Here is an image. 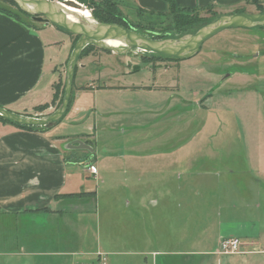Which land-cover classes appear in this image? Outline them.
Masks as SVG:
<instances>
[{"label":"crops","instance_id":"obj_1","mask_svg":"<svg viewBox=\"0 0 264 264\" xmlns=\"http://www.w3.org/2000/svg\"><path fill=\"white\" fill-rule=\"evenodd\" d=\"M117 1L128 9L154 15L168 14L171 8L198 11L230 10L247 2ZM73 42L70 35L52 24L30 25L0 13V107L23 117L31 116L28 118H40L46 113H51L54 106L43 114H35L33 109L51 103L53 86L64 81L65 73L62 69L69 61ZM94 53L95 51L80 60V70H77L76 78L88 68H94L107 61L103 55L97 56ZM109 56L113 57L110 54ZM134 59L125 61L124 64L133 62L126 72H104L102 69L95 72L93 75L97 79L85 88L81 87L80 83L77 86L75 78L70 110L58 123L37 130H24L0 122V218L4 226L13 228L17 233L5 234L7 237L11 236V240L14 238L10 243L25 242L30 246H52L56 241H59V244L64 243V240L61 241V235L72 226L70 217L74 219L75 232V228L79 230L77 225L83 212H100L103 197L108 193L105 185L113 192L120 186H125L130 197L126 209H142V217L147 216L143 211V202L145 203L151 194L174 209L177 202L178 210L170 213L180 215L181 179L183 175L189 178L193 174L189 170L182 172L183 164L187 163L183 156L191 152L193 146L190 143L150 145L145 140L137 143L124 141L128 135H135L140 139L147 135L150 128L155 130L160 127L165 118L161 113L165 109L168 113L173 111L172 107L178 97L176 80L160 83L156 78L150 82L142 77L141 80L128 81L127 78L131 74L138 72L142 75L145 69H151L150 65L153 63L152 69L164 70L166 73L164 67L168 68L170 63L166 60H153L154 62L140 66L137 64L139 58ZM184 63L185 61L180 64ZM192 64L190 62L187 65ZM109 76H117L119 81L113 83ZM205 105V102H199L200 107L205 108ZM175 128L176 125L173 126V129ZM155 133L156 137L162 135L156 130ZM77 141L88 145L92 152L72 148L71 143ZM214 164L210 166V171H203L200 175L212 176V171H219V166L230 171L229 165ZM90 165L96 166V177L89 172ZM255 168L261 173L262 164H256ZM188 178L186 183H190ZM247 190L250 193H258L254 188ZM159 206L160 204L154 209L156 215L168 213L167 209H159ZM105 207L112 208V204L106 200ZM220 235L219 243L223 239L238 238L243 243L244 250L254 248L253 253H264L263 234L249 238V241H246L245 235L233 236L224 231ZM212 247L210 246V249ZM108 252L117 255L115 252ZM29 254L34 255L32 252ZM127 254L151 255L154 257L153 263H158L159 258L171 260L179 257V261L183 255L190 257L201 254L209 263L220 264L222 256L218 251L166 252L149 247ZM99 256L102 264H106V259H101L102 255Z\"/></svg>","mask_w":264,"mask_h":264},{"label":"rangeland","instance_id":"obj_2","mask_svg":"<svg viewBox=\"0 0 264 264\" xmlns=\"http://www.w3.org/2000/svg\"><path fill=\"white\" fill-rule=\"evenodd\" d=\"M67 1L79 4L75 0ZM257 1L247 0L240 7L230 10L208 9L196 13L203 23L225 14H256L264 10V0ZM117 3L123 19L143 35L153 37L168 34L177 38L199 30L197 25L178 27L172 13L143 14ZM0 6L17 11L2 1ZM88 13L91 12L88 10ZM22 20L28 24H42L25 16H22ZM94 51V55H103L107 63L90 67L78 75L77 86L85 88L97 79L93 74L101 69L104 72H126L129 64L133 63L124 64L127 59L139 58L137 64L140 66L158 60L152 59L151 54L135 50L125 56L111 53L113 57L102 50ZM184 61V64H180ZM168 62V68L164 67L166 73L152 69L153 63L150 70H144L143 76L135 72L127 78L128 81H136L145 77L150 82L156 78L160 83L176 80L178 97L173 111L168 113L165 109L161 113L165 118L155 129L162 134L161 137H156L155 130L150 128L146 136L137 139L135 135H128L124 141L137 143L145 140L150 145L190 143L193 146V150L183 156L187 163L183 164L182 172L189 170L193 174L188 178L181 173L180 215L170 213L178 210L177 202L174 209L151 194L143 202V211L147 216L142 217V209H126L130 197L125 186L113 192L105 185L108 193L103 197L100 212L96 215L83 212L77 225L79 230L75 228V232L74 219L70 217L72 226L62 233V244L59 241L52 246H30L25 242L12 244L10 241L14 238L11 240V236L5 234L17 233L13 228L4 226L0 218V264H102L99 255H102L101 259H106V264H212L201 254L190 257L183 255L179 261V257L171 260L159 258L158 263H153L154 257L151 255L139 256L127 252H137L145 247L166 252H217L223 231L233 236L245 235L246 241L260 234L264 236V27L226 30L208 40L196 56ZM190 62L193 64L187 65ZM80 63L78 60V68ZM67 67L68 62L62 69L65 88ZM116 77L108 78L117 83L119 80ZM200 101L205 102V108L199 106ZM213 163L229 165L230 171L219 166V171L213 170L212 176H201L203 171H210ZM258 163L262 164L261 173L255 168ZM187 178L190 183H186ZM247 188H254L260 194L250 193ZM106 200L112 204V208L105 207ZM158 204L159 209H167V215L154 213ZM210 246H213L212 249ZM243 248L240 254H221L220 264H264V253H253L254 248ZM31 252L34 255H30Z\"/></svg>","mask_w":264,"mask_h":264},{"label":"water","instance_id":"obj_3","mask_svg":"<svg viewBox=\"0 0 264 264\" xmlns=\"http://www.w3.org/2000/svg\"><path fill=\"white\" fill-rule=\"evenodd\" d=\"M13 1L23 11L29 13L34 22L45 25L52 24L72 35L80 37L68 62L65 95L61 107L41 118L23 117L0 107L1 117L13 123L28 127H47L58 122L65 116L68 112L72 97L79 56L90 45L121 56L130 55L135 50L157 54L166 58L186 59L196 56L208 40L226 30L264 27V11L256 14H225L217 20L201 27L195 33L172 39L156 40L118 24L98 22L93 17L90 20L81 17H77L74 20L70 17L73 14L64 7L66 2L76 7H83L74 1ZM128 68H131V64H129ZM71 147L92 152V149L81 141L71 143Z\"/></svg>","mask_w":264,"mask_h":264},{"label":"trees","instance_id":"obj_4","mask_svg":"<svg viewBox=\"0 0 264 264\" xmlns=\"http://www.w3.org/2000/svg\"><path fill=\"white\" fill-rule=\"evenodd\" d=\"M0 1H2L6 4H9L10 6H12L13 8H15L17 10V11H12L10 9H7L5 7L0 6V13L4 14L10 18H13L19 22H22V23H25V21L22 20V16H25V17L30 18L32 20L31 15L29 13L23 11L17 5V3L15 1H13V0H0ZM51 1L62 2L64 0H51ZM75 1L79 2V4H81L83 6H86V8L91 11L93 18L95 20H97L98 22L118 24V25L124 26L128 29H132V27H134L133 25H129V23L125 19H123V17L121 16V13L119 12V10L117 8V4H118L117 0H111V1L110 0H75ZM112 1H113V3H112ZM253 1L258 2L257 0H253ZM259 9H261V6H259ZM197 11L198 10H176L175 8H171V10L169 12L174 15L175 25H177L178 27L197 25V27L200 29L201 27L215 21V20L204 21V23H203L202 22L203 20L196 13ZM263 11L264 10H262V9L260 10V12H263ZM30 25H34V24H30ZM55 27L58 30L70 35L71 37H74V39H75L73 42V49H74L76 42L80 39V37L72 35L60 27H57V26H55ZM179 29H181V28H179ZM145 36L152 38V39H156V40H164V39L172 38V36L168 35V34H166V35H155L153 37H150L148 35H145ZM94 50H102V49H98L96 46L90 45L82 51L78 60H81L82 58L89 56L92 52H94ZM102 51L105 53H108V54L112 53L111 51H108V50H102ZM147 54H151V53H147ZM151 56H152V59L156 58L158 60H166V61H179L180 60V59L166 58V57H163V56H160L157 54H151ZM77 70H78V66L76 69V74H77ZM75 78H76V76H75ZM74 84H75V81H74ZM53 88H54V95H53V99H52L51 103H47V104L35 107L33 109L35 114H43L51 106H54V108H56V109H58L60 107V105L62 104V102L64 100L65 84H62V82L60 81V82L56 83L53 86ZM71 103H72V98L70 101L68 112L70 110ZM27 117H31V116H27ZM61 120H59L58 122H60ZM0 122L5 123V124H12L18 128L24 129V130H37L39 128H45V127L22 126V125L13 123V122H11V121H9V120L1 117V116H0ZM58 122H56V123H58ZM72 196H74V195H72Z\"/></svg>","mask_w":264,"mask_h":264},{"label":"built area","instance_id":"obj_5","mask_svg":"<svg viewBox=\"0 0 264 264\" xmlns=\"http://www.w3.org/2000/svg\"><path fill=\"white\" fill-rule=\"evenodd\" d=\"M88 169L91 174H93L95 177L97 176L98 170L96 166L90 165ZM242 248H243V243L238 238L223 239L220 242L218 253L222 255L240 254L242 253Z\"/></svg>","mask_w":264,"mask_h":264},{"label":"bare ground","instance_id":"obj_6","mask_svg":"<svg viewBox=\"0 0 264 264\" xmlns=\"http://www.w3.org/2000/svg\"><path fill=\"white\" fill-rule=\"evenodd\" d=\"M64 7L67 8L73 15H70L71 18L74 20L77 19V17H81L83 19H92V14L88 13V10L84 7H76L75 5H72L70 3H65ZM41 118V117H40Z\"/></svg>","mask_w":264,"mask_h":264}]
</instances>
